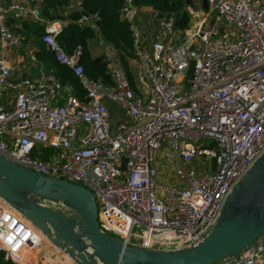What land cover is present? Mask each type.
Returning <instances> with one entry per match:
<instances>
[{
    "label": "built area",
    "instance_id": "1",
    "mask_svg": "<svg viewBox=\"0 0 264 264\" xmlns=\"http://www.w3.org/2000/svg\"><path fill=\"white\" fill-rule=\"evenodd\" d=\"M205 4L198 0L189 8L193 23L184 31L172 18H156L164 37L147 45L134 24L133 0H124L138 93L105 48L112 84L86 77L81 46L66 53L56 41L61 21L47 23L41 40L78 76L83 100L45 70L32 47L27 57L35 74L23 79L0 55V155L86 187L97 203L100 231L124 245L158 251L197 245L217 223L233 185L264 151V0ZM8 11L14 19L41 21L39 9L0 0V41L22 45L25 37L5 23ZM107 102L127 120L113 126ZM43 149L51 151L47 160L33 155ZM162 149L172 169L156 164ZM160 171L172 182L158 180ZM43 237L0 200L4 261L38 264L32 252ZM213 264H264V232Z\"/></svg>",
    "mask_w": 264,
    "mask_h": 264
},
{
    "label": "water",
    "instance_id": "2",
    "mask_svg": "<svg viewBox=\"0 0 264 264\" xmlns=\"http://www.w3.org/2000/svg\"><path fill=\"white\" fill-rule=\"evenodd\" d=\"M202 7L206 8L205 0ZM0 200L74 264H213L243 250L264 232V151L233 185L211 231L197 245L181 250L124 245L100 231L97 203L86 187L16 165L1 155ZM45 200L59 202L70 213Z\"/></svg>",
    "mask_w": 264,
    "mask_h": 264
},
{
    "label": "trees",
    "instance_id": "3",
    "mask_svg": "<svg viewBox=\"0 0 264 264\" xmlns=\"http://www.w3.org/2000/svg\"><path fill=\"white\" fill-rule=\"evenodd\" d=\"M123 4L124 0H79L77 5L72 0H42L39 9L42 21L23 19L19 32L25 37V42L33 44L34 52L45 70L54 74L77 98L81 100L85 98V91L78 76L68 66L56 60L54 52L41 40L47 23L62 22L55 38L64 52L71 53L77 46H81L79 62L86 77L107 85L112 84L108 62L102 52L105 48L113 53L117 65L129 80L133 90L137 92L132 65L134 59L132 28L122 17ZM197 5L198 0H133L134 19L142 11L149 9L155 12V19L172 18L174 27L184 31L190 24L189 8ZM82 13L87 14L84 24L78 22ZM155 25L158 30L156 20ZM28 34L32 35L31 38ZM33 155L47 160L51 151L43 149L39 153L35 151ZM0 264L18 263L4 261L0 251Z\"/></svg>",
    "mask_w": 264,
    "mask_h": 264
},
{
    "label": "crops",
    "instance_id": "4",
    "mask_svg": "<svg viewBox=\"0 0 264 264\" xmlns=\"http://www.w3.org/2000/svg\"><path fill=\"white\" fill-rule=\"evenodd\" d=\"M3 1H4L5 6L8 5L9 2H11V0H3ZM14 1L22 3L24 5H27L30 8L38 7V9H40L42 0H14ZM72 2L75 5H77L79 3V0H72ZM148 11H150V10L149 9L144 10V12H148ZM28 18L32 19L31 17H28ZM24 19H26V18H24ZM32 20L35 21V19H32ZM22 21H23V19H14L12 16V13L10 11H8L6 13L5 23L11 32L16 33V34H21V32H19V29L21 28V22ZM134 24H135V26L141 27L143 29V27L137 23L136 18L134 19ZM143 32L145 34L144 36L146 37L147 45L150 42L154 41L155 39L164 37L163 35H161V32H158L157 36H155L152 40H150V37L147 36L144 29H143ZM28 35H29L28 37L31 38L32 35L31 34H28ZM27 47H32L34 49L33 44L29 43V42H24L22 45L20 44V45L6 46L0 41V55L3 58H5L9 63H12L13 65L14 64L17 65V73H16L17 76L18 75H20L21 77H22V75L33 76L35 74L34 65L29 61V59L27 57ZM19 59H20V62H18ZM132 65L134 68V79H135L136 87L138 89V91L136 93H138L141 91V88L139 86L140 84L138 83V80H137L136 75H135L134 59L132 61ZM67 91H69L70 93L73 94V92L70 88ZM107 107L109 109L110 120H111V123L113 124V126H116L118 123L127 120L123 110L120 107H118L116 104L109 102V103H107ZM122 113L125 116V117H123L124 120H120V118H119L120 114H122ZM42 246L39 248L40 252H39L38 258H40V259L35 260L36 262L39 261L41 264H64V263L65 264H74L66 254H64L62 251H60L55 246H53V248H55V249H52V247H51V249H47V251H51L54 253L56 251H52V250H57L59 252V254L62 256L63 261L62 262L59 261L58 258H57V260L55 259L56 261H54V258L52 260V259L46 257V255H44V253L47 254V252L44 249H42V248H44ZM61 252L63 255L61 254ZM48 256H50V254H48ZM41 257H43V258H41Z\"/></svg>",
    "mask_w": 264,
    "mask_h": 264
},
{
    "label": "rangeland",
    "instance_id": "5",
    "mask_svg": "<svg viewBox=\"0 0 264 264\" xmlns=\"http://www.w3.org/2000/svg\"><path fill=\"white\" fill-rule=\"evenodd\" d=\"M155 15H156L155 12L150 10L148 12L142 11L139 15H137L135 17L137 20V23L143 27L147 36L150 37V40H152L158 34V30H157L156 25H155ZM192 23H193V20L191 19L189 28H191ZM107 103H109V102H107ZM123 117H125L124 114L123 113L120 114V117H119L120 120H124ZM122 122H124V121H122ZM166 155H167V152L165 149H162L160 152H158L156 154V164L166 166L167 169H168V167L170 169H172V166L166 165ZM165 175H167V173L165 171H160L158 174V180L172 182V181H169V179L164 178ZM43 203L46 205H49L55 209L62 210L66 214L69 213V211L66 210V208L64 206H62V204H60L59 202L45 200ZM42 247H44L42 249H44L47 252V254L44 253V255H46V257H48L52 260L54 258V261H56L57 258L59 259V261H61V262L63 261L62 256L59 254V252L57 250H52V251H56L54 253L51 251H47V249H51V247H52V249H55V248H53V245L45 237H43V246ZM39 252H40V249L32 252L33 253V258H32L33 261L40 259V258H38ZM48 254H50V256H48ZM61 254H62V252H61ZM41 258H43V257H41ZM37 263L41 264L39 261H37Z\"/></svg>",
    "mask_w": 264,
    "mask_h": 264
}]
</instances>
